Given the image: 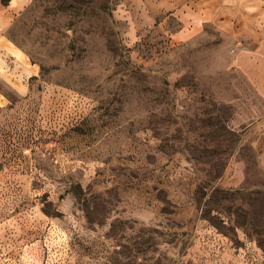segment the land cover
Masks as SVG:
<instances>
[{
    "label": "rangeland",
    "instance_id": "rangeland-1",
    "mask_svg": "<svg viewBox=\"0 0 264 264\" xmlns=\"http://www.w3.org/2000/svg\"><path fill=\"white\" fill-rule=\"evenodd\" d=\"M177 2L0 27V264H264V40L177 44Z\"/></svg>",
    "mask_w": 264,
    "mask_h": 264
},
{
    "label": "crops",
    "instance_id": "crops-1",
    "mask_svg": "<svg viewBox=\"0 0 264 264\" xmlns=\"http://www.w3.org/2000/svg\"><path fill=\"white\" fill-rule=\"evenodd\" d=\"M32 0H0V27H9ZM167 20L175 18L173 42L182 44L213 28L245 44L256 46L264 40V0H177ZM5 48L12 61L21 59L0 34V49ZM7 53V52H5ZM17 58V59H16ZM29 70V69H27Z\"/></svg>",
    "mask_w": 264,
    "mask_h": 264
},
{
    "label": "trees",
    "instance_id": "trees-1",
    "mask_svg": "<svg viewBox=\"0 0 264 264\" xmlns=\"http://www.w3.org/2000/svg\"><path fill=\"white\" fill-rule=\"evenodd\" d=\"M11 0H2L4 4L9 3Z\"/></svg>",
    "mask_w": 264,
    "mask_h": 264
}]
</instances>
